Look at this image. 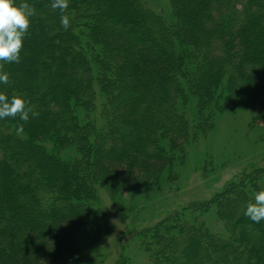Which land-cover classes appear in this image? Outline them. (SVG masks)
I'll return each mask as SVG.
<instances>
[{"label":"trees","instance_id":"obj_1","mask_svg":"<svg viewBox=\"0 0 264 264\" xmlns=\"http://www.w3.org/2000/svg\"><path fill=\"white\" fill-rule=\"evenodd\" d=\"M27 2L20 62H0V94L23 98L29 116L0 120V264H69L81 240L111 232L99 188L124 221L118 185L157 186L217 113L249 107L264 124V0H170L174 24L142 0ZM258 192L264 168L134 237L149 264H264V219L245 215ZM211 212L223 234L201 220Z\"/></svg>","mask_w":264,"mask_h":264},{"label":"rangeland","instance_id":"obj_2","mask_svg":"<svg viewBox=\"0 0 264 264\" xmlns=\"http://www.w3.org/2000/svg\"><path fill=\"white\" fill-rule=\"evenodd\" d=\"M142 2L161 14L168 24L175 23L170 0ZM102 104V97L97 93L92 114L99 128L103 125ZM187 112L192 120L194 107L190 106ZM256 115L257 109L249 107L217 113L213 128L185 146L182 159H177L172 173L167 172L157 186L134 190L128 183L118 185V200L125 207L124 221L109 193L99 188L100 207L107 216L111 232L102 241L81 240L79 255L70 259L69 264H116L122 255L129 258V264H149V254L143 250L137 236L134 237L136 232L153 227L193 204L207 202L244 174L264 168V124L253 123ZM47 148L51 150L52 146L47 145ZM60 156L73 157L75 151L64 150ZM200 218L211 231L223 234V225L215 213Z\"/></svg>","mask_w":264,"mask_h":264},{"label":"clouds","instance_id":"obj_3","mask_svg":"<svg viewBox=\"0 0 264 264\" xmlns=\"http://www.w3.org/2000/svg\"><path fill=\"white\" fill-rule=\"evenodd\" d=\"M52 7L63 12L68 7V0H53ZM34 14L35 9L27 0H23L18 6L15 0H0V62H20L23 40L31 23L30 18ZM61 23L65 29L69 27L66 16L61 17ZM8 83V73L0 71V85ZM26 103L23 98L9 99L6 95L0 94V120L19 115L21 120L27 121L29 116ZM245 215L255 223L264 219V192L255 195V203L247 206Z\"/></svg>","mask_w":264,"mask_h":264}]
</instances>
